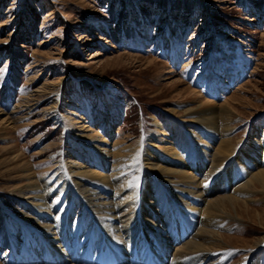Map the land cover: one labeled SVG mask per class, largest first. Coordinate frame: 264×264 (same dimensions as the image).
Wrapping results in <instances>:
<instances>
[{"label": "rangeland", "instance_id": "obj_1", "mask_svg": "<svg viewBox=\"0 0 264 264\" xmlns=\"http://www.w3.org/2000/svg\"><path fill=\"white\" fill-rule=\"evenodd\" d=\"M174 82L179 86L171 87ZM186 89L216 107L234 108L232 137L243 141L264 134V0H0V264H14L11 256L21 252L1 238L9 230L19 239L15 218L21 205L14 207V190L24 183L22 167L50 180L49 156L61 158L75 147L46 111L54 91L62 99L57 113L64 116L73 112L65 100L80 91V122L94 99L103 101L105 92L116 96L123 111L111 142L130 143L152 131L156 121L182 120L184 108L178 106L190 102L181 94ZM7 116L14 121L6 122ZM225 169L209 177V191L220 186L223 192L244 177L238 166ZM255 196L259 200L250 208L264 219L263 194ZM176 208L168 209L171 220L163 224L171 244L193 233L192 222ZM228 225L221 233L234 237L230 246L236 252L226 264L246 263L242 254H250L264 224ZM154 238L139 241L137 236L126 252L100 247L93 264L131 262L134 250L148 247L152 256L161 251ZM156 262L155 257L146 260Z\"/></svg>", "mask_w": 264, "mask_h": 264}, {"label": "bare ground", "instance_id": "obj_2", "mask_svg": "<svg viewBox=\"0 0 264 264\" xmlns=\"http://www.w3.org/2000/svg\"><path fill=\"white\" fill-rule=\"evenodd\" d=\"M54 92L46 111L72 136L75 147L61 158L49 156L50 180L33 167H22L24 183L14 190V207L21 205L15 218L19 239L11 237L9 230L1 238L10 249L21 248L11 256L14 264H93L102 252L100 247H120L126 252L137 243V236L139 241L155 237L161 251L148 257L151 247L136 249L134 257L129 256L131 262L123 264H146L153 257L155 264H226L236 252L230 246L234 237L221 233L226 225L264 224L263 216L250 208L259 200L257 193L264 197V134L259 138L256 132L254 138L243 141L232 137L235 114L228 103L216 107L186 89L181 94H187L190 102L178 106L184 108L182 120L176 123L169 118L162 125L156 121L142 139L122 143L111 142V131L123 111L116 96L105 92L106 106L94 99L85 106L88 117L80 122L76 113L80 91L72 101L65 100L73 109L70 116L57 113L62 99ZM105 107L113 110V116L106 115ZM99 124L105 127L103 135ZM236 166L243 179L229 189L224 186L223 192L220 186L209 191V177L216 170L226 167L231 172ZM169 208L183 212L192 222L193 233L182 242L175 239L171 244L165 235ZM260 233L249 247L250 254H242L248 261L241 264H264V231ZM110 253L117 256L116 249Z\"/></svg>", "mask_w": 264, "mask_h": 264}]
</instances>
